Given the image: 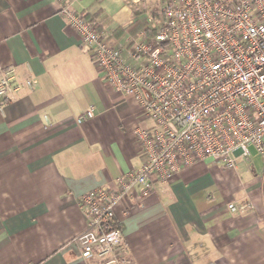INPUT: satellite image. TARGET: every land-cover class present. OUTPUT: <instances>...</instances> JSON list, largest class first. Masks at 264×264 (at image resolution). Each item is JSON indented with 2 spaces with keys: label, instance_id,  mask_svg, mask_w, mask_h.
<instances>
[{
  "label": "crops",
  "instance_id": "1",
  "mask_svg": "<svg viewBox=\"0 0 264 264\" xmlns=\"http://www.w3.org/2000/svg\"><path fill=\"white\" fill-rule=\"evenodd\" d=\"M163 1L79 0L73 9L121 38L141 20L158 32ZM0 66L35 82L0 99V264H87L74 242L86 231L79 199L142 166L134 130L151 121L105 83L52 0H0ZM91 106L94 118L78 124ZM251 158L236 170L198 163L125 202L127 264H264V158Z\"/></svg>",
  "mask_w": 264,
  "mask_h": 264
},
{
  "label": "built area",
  "instance_id": "2",
  "mask_svg": "<svg viewBox=\"0 0 264 264\" xmlns=\"http://www.w3.org/2000/svg\"><path fill=\"white\" fill-rule=\"evenodd\" d=\"M52 1L105 83L133 99L151 121L134 130L142 166L119 176L114 187L79 199L86 231L74 242L84 261L127 264L118 217L125 202L143 200L207 160L236 170L240 159H250L252 148L264 158V0H164L158 32L145 29L121 38L99 31L93 17L76 12L79 0ZM153 19L149 14V22ZM34 84L20 79L15 67L0 66L1 100H14ZM94 116L91 106L77 123ZM228 208L238 211L233 204ZM129 214L124 207L123 216Z\"/></svg>",
  "mask_w": 264,
  "mask_h": 264
},
{
  "label": "trees",
  "instance_id": "3",
  "mask_svg": "<svg viewBox=\"0 0 264 264\" xmlns=\"http://www.w3.org/2000/svg\"><path fill=\"white\" fill-rule=\"evenodd\" d=\"M140 20V19H139ZM148 30V31H150V33L152 34V35H154L156 32L155 31H151V30H149L150 28L148 27V24H147V21L146 20H144V21H140V22H138V21H135L133 24H131L128 28H127V30H131L130 32L132 33V32H136V33H133V35H136L138 32H140L141 30ZM138 31V32H137Z\"/></svg>",
  "mask_w": 264,
  "mask_h": 264
},
{
  "label": "rangeland",
  "instance_id": "4",
  "mask_svg": "<svg viewBox=\"0 0 264 264\" xmlns=\"http://www.w3.org/2000/svg\"><path fill=\"white\" fill-rule=\"evenodd\" d=\"M123 36H124V35H123ZM251 153H252V155H251L252 158H251V157H250V158L253 159V156H254V154L256 153V151L252 148V149H251Z\"/></svg>",
  "mask_w": 264,
  "mask_h": 264
},
{
  "label": "water",
  "instance_id": "5",
  "mask_svg": "<svg viewBox=\"0 0 264 264\" xmlns=\"http://www.w3.org/2000/svg\"><path fill=\"white\" fill-rule=\"evenodd\" d=\"M240 153V151L236 152V154L238 155Z\"/></svg>",
  "mask_w": 264,
  "mask_h": 264
}]
</instances>
